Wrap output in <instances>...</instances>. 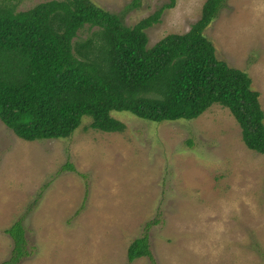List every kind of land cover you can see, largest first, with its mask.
Segmentation results:
<instances>
[{
    "label": "rangeland",
    "instance_id": "obj_1",
    "mask_svg": "<svg viewBox=\"0 0 264 264\" xmlns=\"http://www.w3.org/2000/svg\"><path fill=\"white\" fill-rule=\"evenodd\" d=\"M93 1L131 25L168 0ZM202 2L164 8L147 44L186 31ZM204 34L249 74L264 111V0H224ZM110 113L122 131L93 129L84 114L65 138L27 140L0 120V261L12 247L4 228L20 218L30 253L16 264H153L126 257L143 233L154 264H264V153L244 144L227 107L161 121Z\"/></svg>",
    "mask_w": 264,
    "mask_h": 264
},
{
    "label": "trees",
    "instance_id": "obj_2",
    "mask_svg": "<svg viewBox=\"0 0 264 264\" xmlns=\"http://www.w3.org/2000/svg\"><path fill=\"white\" fill-rule=\"evenodd\" d=\"M174 2L128 25L93 0H42L25 9L0 0V120L27 140L65 138L84 114L93 129L122 131L113 109L161 121L196 117L217 102L237 121L244 144L264 153L258 90L245 70L216 56L204 34L224 0H203L186 31L147 44L145 28ZM84 26L94 28L80 38ZM4 231L12 247L0 264H16L30 253L25 226L17 218ZM142 255L154 264L146 233L126 248L128 261Z\"/></svg>",
    "mask_w": 264,
    "mask_h": 264
}]
</instances>
